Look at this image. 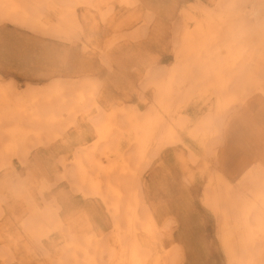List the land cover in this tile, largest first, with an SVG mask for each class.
Wrapping results in <instances>:
<instances>
[{
	"label": "rangeland",
	"instance_id": "rangeland-1",
	"mask_svg": "<svg viewBox=\"0 0 264 264\" xmlns=\"http://www.w3.org/2000/svg\"><path fill=\"white\" fill-rule=\"evenodd\" d=\"M127 1L53 0V5L65 13L75 8V16L68 15L69 21L61 31L56 26L31 28L0 13L1 90L19 106L30 104L33 95L43 98L56 87L64 92L50 102L45 99L31 105L29 111H21V117L12 111L10 117L1 120V140L7 136L4 126L17 121L41 134L29 133V153L13 157L14 167L0 174V264H75L80 258L79 264H87L85 251L81 257L73 256L75 250L79 251L71 249L74 243L88 248V254L96 260L89 264H131L127 252L122 254V263L114 249L120 248V243L121 248L126 247L132 238L143 239L139 253L142 264H234L221 244V217L206 203V189L211 202H217L215 207L220 205L222 210L232 204L236 211V205L247 195L264 194V35L254 41L241 38L242 33L232 36L238 32L233 28L239 19L260 21L264 0ZM26 2L41 5L40 11L53 23L57 19L44 5L45 0ZM207 27L211 34L200 37L204 33L197 30L205 32ZM187 30L194 35L193 44L205 42L202 53L187 52ZM224 46L231 52L238 50L229 53ZM208 52L214 53L210 54L213 57ZM206 55L220 67L225 65L220 77L215 73L204 76L206 72L200 67ZM232 58L238 62L233 63ZM221 79L227 82L221 85ZM79 92L85 93L82 103L78 101ZM230 94L236 97L229 102L231 107L215 112V104L228 101ZM17 97L22 99L14 101ZM34 110L44 118L55 113L57 120L52 124L35 121L30 114ZM108 120L111 127L104 140L100 135ZM147 120L158 122L153 136L138 133L139 124ZM140 138H145L144 143H138ZM107 149L113 151L112 156L105 155ZM116 160H124L132 173L123 177L101 173L102 196L79 180V162L110 165ZM250 171L258 180L247 177ZM217 173L232 181L228 198H215L212 188L207 187ZM114 177L116 182L119 178L129 182L127 196L137 201L139 219L133 233L131 211L125 203L119 211L110 212L106 206L119 199L106 189L107 181L116 183ZM104 195L106 198H102ZM228 199L234 203L228 204ZM255 212L250 214L247 226L254 231L260 218ZM233 213L236 216L239 210ZM150 214L155 223L152 230L142 225ZM35 221L43 226L41 242L30 236ZM118 225L121 239L115 229ZM242 228L245 232V226ZM263 239L236 245L245 263L254 260L253 264H264L260 256H264Z\"/></svg>",
	"mask_w": 264,
	"mask_h": 264
},
{
	"label": "bare ground",
	"instance_id": "bare-ground-1",
	"mask_svg": "<svg viewBox=\"0 0 264 264\" xmlns=\"http://www.w3.org/2000/svg\"><path fill=\"white\" fill-rule=\"evenodd\" d=\"M40 1V0H39ZM53 0H45V6H47L48 8H50L51 10H53L54 11V14H55V16H58L57 17V19L55 20V22L53 23V21H52V19L51 18H48V17H45V15L42 13V11H40V9H39V7L38 6H41V5H39L38 3H36L35 2V4H34V6H31L29 3H27L26 2V0L25 1H19V0H0V13H2V16H4V17H6V18H9V19H11L12 21H14V22H16V23H21V24H23V25H25V26H28V27H31V28H42V29H45V28H50V27H54V26H56L57 28V30H59V31H61L62 29H63V24L65 23V22H68L69 20H67V19H69L68 17V15L70 14L72 17L73 16H75V8H73V7H71L72 9L70 10V8H68L69 10H68V13H65V12H63V10L61 9H58L57 7H55L54 5H53V2H52ZM122 2H125V1H127V0H121ZM243 1H245V0H243ZM248 1V0H247ZM127 2H129V0L127 1ZM39 3H41V2H39ZM59 4H60V2H59ZM231 6H233L232 5V3H231ZM237 8V7H236ZM211 11V10H210ZM234 11H237V10H234ZM234 11H232V13L234 12ZM187 12V11H186ZM215 12H217V11H215ZM219 12V11H218ZM238 12V11H237ZM240 12V11H239ZM207 13V12H206ZM225 13V12H224ZM229 12H227L226 14H228ZM235 13V12H234ZM241 13V12H240ZM247 13V12H246ZM231 14V13H230ZM230 14H228V15H230ZM236 14V13H235ZM204 15H205V13H204ZM209 15V14H208ZM227 15V16H228ZM70 16V17H71ZM192 16V15H191ZM216 16V15H215ZM221 16H222V14H221ZM211 18V17H210ZM222 18H223V16H222ZM197 18H195V20H196ZM194 20V19H193ZM208 20V19H207ZM240 21H238V24H237V26L235 27V28H233V29H235L234 30V32L237 30L238 32H235V33H232L233 35L232 36H234V34H236V35H239V34H241V38H243V39H246L247 37L249 38V40L250 41H254V40H256L257 38H259V37H261V36H263L264 35V14L261 16V18L259 19L260 21H258V22H249L248 20H246V19H239ZM56 21H58V24L56 25L55 23H56ZM211 21V20H210ZM214 21V20H213ZM70 22H71V20H70ZM187 22H188V20H187ZM200 22V21H199ZM206 22V21H205ZM216 22H218V21H216ZM220 22V21H219ZM218 22V23H219ZM207 23H208V21H207ZM211 23V22H210ZM71 24H72V22H71ZM225 24V23H224ZM235 24V23H234ZM68 25H70V23H68ZM197 25V24H196ZM195 25V26H196ZM203 25H204V23H203ZM211 25V24H210ZM187 26V25H186ZM198 26V25H197ZM205 26V25H204ZM233 26V25H232ZM199 27V26H198ZM203 27V26H202ZM215 27V26H214ZM189 28H190V25H189ZM211 28V27H210ZM213 28V27H212ZM192 29V28H191ZM229 29V28H228ZM205 32H201V29L199 30H197V33H204V34H202V35H199L200 37L201 36H207V35H210L211 34V31L209 30V27H207L205 30H204ZM210 31V32H209ZM228 31V30H227ZM227 31H226V33H227ZM241 31H243V32H241ZM185 32H186V30H185ZM209 32V33H208ZM244 32H246V34L244 33ZM228 33H229V31H228ZM227 33V34H228ZM235 35V36H236ZM193 37H194V35L191 33V32H189L188 30H187V34H186V36H185V38H184V42H185V44H187L186 45V50H187V52H195L196 54H198V53H202L203 51L201 50V49H203L204 50V46H205V42L203 43V41L201 42V43H199V42H197L196 44H193L194 42H192V39H193ZM230 39L232 38V37H230V34H229V36H228ZM238 37V36H237ZM246 37V38H245ZM203 38V37H202ZM206 38V37H205ZM213 39H215V38H213ZM233 39V38H232ZM235 40L236 39H238V38H234ZM261 39V38H260ZM195 40V39H194ZM203 40V39H202ZM262 40H264L263 38H262ZM241 41H242V39H241ZM248 41V40H247ZM249 41V42H250ZM225 42V41H224ZM238 42H240V41H238ZM243 42H244V40H243ZM259 42V41H258ZM199 43V44H198ZM227 43V42H226ZM230 43H231V41H230ZM230 43H228V44H230ZM245 43V42H244ZM216 44H218V43H216ZM240 44V43H239ZM259 44V43H258ZM257 44V45H258ZM191 45V46H190ZM235 46V45H234ZM240 46H241V44H240ZM262 46V45H261ZM224 47H226V46H224ZM229 47H231V44L229 45ZM215 48V47H214ZM217 48V47H216ZM216 48L215 49H213V50H216ZM219 48V47H218ZM217 48V49H218ZM235 48V47H234ZM226 49L228 50V52L229 53H233V52H235V51H237L238 50V48H237V50H234L233 52H231L230 50V48H227L226 47ZM183 50V49H182ZM254 51V50H253ZM220 52V51H219ZM217 52H215V54H216ZM242 53V52H241ZM205 54V53H204ZM208 54H209V56L210 57H213V56H211L212 54L214 55V53H211V52H208ZM211 54V55H210ZM219 54V53H218ZM208 56V57H209ZM216 56H217V54H216ZM197 57V56H196ZM205 58V61H204V59H203V62L204 63H200L201 64V70H204V72H206V73H204L205 75L204 76H209V73H215V75H217L218 77H220V71H221V67H225V65H223V66H221L220 67V65L221 64H218V63H216L215 61H212V60H209V59H207L208 57H207V55L206 56H204ZM207 57V58H206ZM209 57V58H210ZM215 57V56H214ZM217 57H219V55L217 56ZM242 57V56H241ZM200 59V58H199ZM233 59V58H232ZM263 59V58H262ZM220 60V59H219ZM227 60V59H226ZM226 60H224L225 62H227ZM230 60V59H229ZM241 60H242V58H241ZM199 61V60H198ZM231 61V60H230ZM233 63L234 62H238V59H236V58H234L233 60ZM224 62V63H225ZM229 62V61H228ZM236 62V63H237ZM243 62V61H242ZM235 63V64H236ZM230 64H231V62H230ZM229 64V65H230ZM175 65V64H174ZM183 65V64H182ZM188 66V65H187ZM232 66V65H231ZM238 66V65H237ZM246 67V66H245ZM236 68V67H235ZM234 69V68H233ZM236 71V70H235ZM174 72V68H173V71H172V73ZM176 73V72H175ZM179 73V72H178ZM232 73V72H231ZM257 73V72H256ZM201 74V73H200ZM173 75V74H172ZM186 75V74H185ZM171 76V75H170ZM203 76V75H202ZM201 76V79L203 78ZM214 76V75H213ZM237 77H238V75H237ZM169 78V77H168ZM185 78V77H184ZM204 79V78H203ZM220 79V78H219ZM235 79V78H234ZM169 80V79H168ZM187 80V79H186ZM222 80V79H221ZM223 81V83H220V82H216L217 84H221V85H223L224 84V82H225V79H223L222 80ZM227 82V81H226ZM225 82V83H226ZM244 82V81H243ZM168 83V82H167ZM197 83V82H196ZM252 83H253V81H252ZM163 84H164V82H163ZM162 84V85H163ZM166 84V83H165ZM161 85V86H162ZM55 86V85H54ZM208 86V85H207ZM226 87L228 86V84L227 85H225ZM163 87V86H162ZM222 87V86H221ZM225 87V88H226ZM231 87V86H230ZM205 88V87H204ZM34 89V88H33ZM216 89H218V87H216ZM157 90V89H156ZM168 90H170L169 88H168ZM220 90V89H219ZM225 90V89H224ZM204 91V90H203ZM230 91V90H229ZM72 92V91H71ZM211 92V91H210ZM64 92L61 90V88H59V87H56V88H54L53 89V91L52 92H49V93H45L44 95H43V98L42 97H38V94H36V95H33L32 97H30V104H26L25 102H24V104H20V106H19V104H16L15 102H13V99L9 96V94L6 92V91H4L3 89L1 90V88H0V126H1V120L2 119H4L5 120V118L6 117H10L11 116V113H12V111H14V112H16L17 113V115L19 116V117H21V111H22V113L23 112H26V111H29L28 109H31L32 107H31V105H33V104H38L40 101H42V100H47V101H49L50 102V98H52L53 96H62V94H63ZM170 93V92H169ZM90 94V93H89ZM80 97H79V99H78V101L80 102V103H82L83 101H84V98H85V93L84 92H79V94H78ZM77 95V96H78ZM169 95V94H168ZM167 95V96H168ZM204 95V94H203ZM206 95V94H205ZM22 96V95H21ZM207 96V95H206ZM230 96H231V98H228V101H221L222 103H218V102H216V103H218V104H215L216 105V111L215 112H223L224 111V109L226 110V109H229V107H231L230 105H228L229 104V102H232L233 103V101H235V99H236V97L234 96V95H232V94H230ZM23 97V96H22ZM169 97V96H168ZM78 98V97H77ZM171 98V97H170ZM22 98H20V97H17V99L16 100H14V101H19V100H21ZM24 99V98H23ZM165 100V99H164ZM223 100H225V99H223ZM217 101V100H216ZM219 101V100H218ZM64 102V101H63ZM162 102V101H161ZM28 103V102H27ZM43 103V102H42ZM39 105V104H38ZM186 105H187V103H186ZM225 105V106H224ZM177 107V106H176ZM180 107V106H179ZM179 107H178V109H179ZM161 108H162V106H161ZM43 109V108H42ZM41 109V110H42ZM47 109H50V108H48L47 107ZM167 109H169V107L167 108ZM33 110V109H32ZM35 110H37L36 108H35ZM33 111L32 113L30 112V114H33L35 117H36V120L35 121H44L45 123H47V124H52V123H55V121L57 120L55 117V113H52V114H50V115H48L46 118H44L43 116L44 115H42V114H44V113H41V115L42 116H40V115H38L37 113H35L36 111ZM56 110V109H55ZM72 111V110H71ZM168 111V110H167ZM13 112V113H14ZM42 112H43V110H42ZM47 112H48V110H47ZM40 113V112H39ZM49 113V112H48ZM111 113V112H110ZM177 113V112H176ZM176 113H174V114H176ZM59 114V113H58ZM57 114V115H58ZM131 114V113H130ZM220 114V113H219ZM14 115V114H13ZM23 115V114H22ZM181 115V114H180ZM184 115V114H183ZM221 115V114H220ZM131 116H132V114H131ZM151 116V115H150ZM172 116V115H171ZM14 117H15V115H14ZM173 117V116H172ZM17 118V117H16ZM22 119V118H21ZM43 119V120H42ZM61 119V118H60ZM133 119V118H132ZM152 120V119H151ZM61 121V120H60ZM59 122V121H58ZM57 122V123H58ZM106 123V122H105ZM204 124V123H203ZM205 124H207V123H205ZM213 124H215V123H213ZM32 125V124H31ZM171 126V125H170ZM47 127H49V126H47ZM47 127L45 128V130L47 129ZM110 127H111V123H110V120H108V123H106L105 125H104V127H103V130L101 131V135H100V138L101 139H106V136L108 135V133H109V131H110ZM156 127H158V122H157V120L156 121H153V122H151V121H143V122H141L140 124H139V126L137 127L138 128V133L139 134H147V136H153L154 135V133L155 132H153V131H155L156 130ZM203 127V126H202ZM201 127V128H202ZM205 127V126H204ZM168 130H169V128H167ZM4 131H5V134L7 135L6 136V139L4 138V140H1L0 139V174H2L3 172H7L8 170H10V169H12L13 167H14V163H13V161H12V158L13 157H18L19 156V154H22V155H24V156H26L28 153H29V151H28V147H29V144L27 143V137H28V135H30L29 133H31V132H34L35 134H37V135H40L41 134V131L39 130V131H36L37 129H31L30 127L28 128V127H24V124L22 123V121H17V123H15V124H13V125H6V126H4V129H3ZM53 131V130H52ZM197 131V130H196ZM201 131V130H200ZM215 131V130H214ZM135 132V131H134ZM171 132V131H170ZM173 132V131H172ZM195 132V131H194ZM43 133V132H42ZM56 133V132H55ZM189 133H191L190 131H189ZM200 133V132H199ZM45 134V133H44ZM131 134V133H130ZM167 134H168V132L166 133V136H167ZM192 134V133H191ZM169 135V134H168ZM171 135V134H170ZM190 135V134H189ZM208 135V134H207ZM32 136V135H31ZM30 136V137H31ZM131 136V135H130ZM33 137V136H32ZM41 137V136H40ZM58 137V136H57ZM125 137H126V135H125ZM125 137H123V139H125ZM134 137V136H133ZM198 138H199V136H197ZM202 137H204V135L202 136ZM34 138V137H33ZM35 138H37V137H35ZM130 138V137H129ZM194 138V137H193ZM121 139H122V137H121ZM169 139V138H168ZM197 139V138H196ZM207 139V138H206ZM53 140V139H52ZM120 140V139H119ZM144 140H145V138H140L139 139V144H140V142H142V143H144ZM149 140V139H148ZM148 140H146V142L148 141ZM151 140V139H150ZM171 140V139H170ZM201 140H202V138H201ZM123 142V141H122ZM202 142V141H201ZM28 145H27V144ZM30 143V142H29ZM150 143V142H149ZM203 143H206V142H203ZM26 145H27V147H26ZM123 145H125V144H123ZM143 145V144H142ZM141 145V146H142ZM201 145H202V143H201ZM204 145V144H203ZM206 146V145H205ZM21 147V148H20ZM123 147H125V146H123ZM30 148V147H29ZM118 148V147H117ZM117 150V149H116ZM146 151V150H145ZM88 152V151H87ZM112 153H113V151L110 149V150H108L107 149V151H105V155L106 154H108V155H111L112 156ZM194 153V152H193ZM142 154V153H141ZM140 156V155H139ZM93 157V156H92ZM18 159V158H17ZM90 159V158H89ZM93 161H94V157H93ZM95 161H96V159H95ZM129 163V162H128ZM23 164H24V162H23ZM76 164V163H75ZM79 164V166L78 165H76V166H78L79 168H78V170H77V173H78V175H79V180H81V183L84 185V184H86V185H89L91 188H93L94 189V191L95 192H97L98 194H100V196H102V181H101V173H109L110 175L112 174V173H114L115 174V176H116V174H117V176L118 177H120V176H122L123 177V175L124 174H129V173H132L131 172V170H132V167L131 166H129L126 162H124V160H116V163H113V164H110V165H105L103 162H98L97 161V163H94L93 164V162H90V165H84V164H82L81 162H79L78 163ZM20 166H22V165H20ZM90 169H92V170H96L94 173H92L91 171H90ZM249 170H251V169H249ZM14 171V170H13ZM103 171V172H102ZM262 171V170H261ZM98 172V173H97ZM253 173V174H252ZM256 173V172H255ZM108 174V175H109ZM4 175V174H3ZM109 175V176H110ZM258 175V174H257ZM255 175H254V171L252 172V171H250V172H248V174H247V177L248 178H250V179H253V180H258V179H255V177H254ZM263 178V177H262ZM113 180H115V177L113 178ZM34 181H35V179H34ZM114 182H116V180L114 181ZM232 182V181H231ZM230 181H228V180H226L225 179V176L223 175V174H220V173H217L216 175H214L212 178H210L209 179V182H208V184H207V187H211L212 188V190L211 191H213V193H214V195H215V198H216V196H217V198L220 200L221 199V197L223 198H225V196H226V198H228V195H227V192L228 191H233V190H231L232 189V183H231ZM250 182H252V180H250ZM257 183H259L258 181H256ZM128 181H126V179L125 178H122V179H120L119 178V180L116 182V183H113V182H111V181H107V193H109L110 195H112V196H117V197H119V199H117L115 202H113V203H107V205L106 206H108L107 208H108V210L110 211V212H112L113 210L114 211H119V209H120V207H121V205H122V203H125V206H126V208L129 210V211H131V213H130V230L132 231V233L134 232V231H137V228L135 227V224L138 222V213H137V210L135 209L136 207H137V205L138 204H136L137 203V201L133 198H128V197H130L129 195L127 196V194H129V192H130V186L128 185ZM20 184V183H19ZM116 184H118V185H116ZM261 184V183H260ZM44 186V185H43ZM42 186V187H43ZM122 186V188H125V190H123V189H121L120 187ZM233 186H234V184H233ZM253 186V185H252ZM260 186V185H259ZM19 187V186H18ZM41 187V186H40ZM256 185H255V188H254V190H256ZM24 187H23V184H22V189H23ZM44 188V187H43ZM252 188V189H253ZM260 188V187H259ZM90 189V188H89ZM17 190V189H16ZM42 191V190H41ZM79 191H81V189L79 190ZM126 193H125V192ZM82 192H83V190H82ZM93 192V191H92ZM21 193V192H20ZM88 193V192H87ZM206 193H207V195H206V203L207 204H209V206L210 205H212V206H214V211H216L217 212V214H218V216H219V218L221 217V223H220V229H221V244H222V246H223V249L225 250V253H226V255H228V258L230 259V261L232 262V263H234V264H253L252 262L254 261V260H252V261H249L248 263H245L244 261L245 260H243V254L242 255H239L238 253H237V250H236V245L238 244V243H242V242H249L250 244H253L255 241H258L259 239H263V237H264V216L263 215H260V214H262L263 212H262V210L264 211V194H263V192L262 191H260V192H258V193H251V195H247L248 196V198H246V199H244L240 204H238V205H236V211L238 212V210H239V213H238V215H236L235 216V209H233V208H235V206L233 207L232 206V204L231 203H234V202H232V201H230V200H232V199H228V204H231V207H233V208H229V207H224V205H225V203H224V205H223V207H224V209L222 210V209H220V205H219V207L217 208V207H215V205H217V202H211V200H210V196H211V194H210V192H209V189L207 188L206 189ZM222 193H224V194H222ZM82 194V193H81ZM93 194V193H92ZM136 194V193H135ZM246 194H247V192H246ZM130 195H131V193H130ZM213 195V194H212ZM231 195H233V192L231 193ZM244 195V194H243ZM31 196V195H30ZM30 196H29V198H30ZM93 196H95V195H93ZM120 196H123V197H121L120 198ZM127 197V199H126V201L127 202H123V201H120L121 199L123 200L124 199V197ZM235 196V195H234ZM106 198V196L104 195L102 198ZM230 197V196H229ZM239 197V196H238ZM33 198V197H32ZM138 198V197H137ZM212 198H213V196H212ZM230 198H232V196L230 197ZM129 199V200H128ZM240 199V198H239ZM25 200V199H24ZM23 200V201H24ZM131 200H135L134 202H135V204L134 205H130V202H131ZM225 200H227V199H225ZM224 200V201H225ZM235 199H233V201H234ZM30 201V200H29ZM139 201V200H138ZM223 201V202H224ZM31 202V201H30ZM37 202V201H36ZM219 202L220 201H218V204H219ZM139 203V202H138ZM227 203V202H226ZM31 204V203H30ZM131 204H133V203H131ZM263 205V206H262ZM40 206V205H39ZM229 206V205H228ZM263 208H262V207ZM132 207V208H131ZM134 207V208H133ZM45 208V207H44ZM26 209H28V207L26 208ZM33 209V208H32ZM49 210V209H48ZM26 211V210H25ZM33 212H35V213H37V212H39L38 211V209H33L32 210ZM42 211V210H41ZM253 211V212H252ZM255 211H257V213H258V216L260 217L259 219L258 218H256V219H258L256 222H257V224H256V227L255 228H257L256 229V231H254V230H252L250 227H247L248 225H250L249 224V222H248V220L250 221V219L249 218H251L250 217V214L251 213H254ZM258 211H260V213L258 212ZM234 212V213H233ZM32 213V212H31ZM116 213V212H115ZM232 213L234 214V216L232 215ZM56 214V213H55ZM117 214V213H116ZM34 214H32V216H33ZM42 215V214H41ZM254 216L256 215L257 216V214H256V212H255V214H253ZM149 216V215H148ZM150 216H151V214H150ZM252 216V215H251ZM30 217H31V215H30ZM42 218V217H41ZM45 218V217H44ZM60 218V217H59ZM255 218V217H254ZM16 219V218H15ZM24 219V218H23ZM22 219V220H23ZM47 221V220H46ZM58 221H59V219H58ZM153 221V217L151 216L150 218H148L147 220H146V222H144V223H142V225L143 224H145V226H144V228L146 227V229L148 228V230H152V228L155 226L154 224L155 223H153L152 222ZM36 222V221H35ZM21 223H23V222H21ZM34 223V222H33ZM33 223H31V224H33ZM27 224V223H26ZM51 224H52V222H51ZM29 225V224H28ZM54 225V224H53ZM64 225V224H63ZM26 226V225H25ZM243 226H245V232H243ZM31 227V226H30ZM41 227H43L42 226V223H41V221H37L35 224H34V226H33V228L32 229H30L29 230V232H30V236L31 237H34V238H37V240L39 241V242H41V240H43V234L44 233H42V231L40 230V228ZM59 227V226H58ZM48 229H49V227H47ZM60 228V227H59ZM27 229V228H26ZM58 229V228H57ZM80 229V228H79ZM86 229V228H85ZM88 229H90V228H88ZM116 230H117V234L119 235V233H120V228H119V225L115 228ZM154 229V228H153ZM52 230H54V229H52ZM60 232L62 231V229L61 230H59ZM75 231V230H74ZM83 231V230H82ZM28 232V233H29ZM64 232V231H63ZM86 232V231H85ZM148 232V231H147ZM146 232V233H147ZM75 233V232H74ZM79 233H81V232H79ZM66 234V233H65ZM64 235V234H63ZM73 235V234H72ZM117 235V236H118ZM65 236V235H64ZM63 236V237H64ZM79 236V235H78ZM88 236V235H87ZM90 236V235H89ZM92 236V235H91ZM90 236V238L92 239L93 237H91ZM117 236H115L116 238H117ZM120 236V238L119 239H121V235H119ZM67 237V236H66ZM65 237V238H66ZM140 237V236H139ZM53 238V237H52ZM48 239V238H47ZM119 239H117V240H119ZM49 240V239H48ZM68 240H69V237H68ZM143 239H139V238H135V239H131V241L130 242H127V246L125 247V246H123V248H121V243L119 244V246H120V248H116V249H114L116 252H115V254L117 255V260H118V258H120L119 260H121L120 262H122L123 260V258H121V257H123V256H125L126 255V253L125 252H127L128 254V256H129V259H130V261H131V264H142V259H141V255L139 254L140 253V248L141 247H143V241H142ZM264 240V239H263ZM28 241H30V239L28 240ZM87 241V240H86ZM120 241V240H119ZM32 242L33 241H31V244H32ZM90 242V241H89ZM88 242V243H89ZM56 243V242H55ZM86 244V243H85ZM29 245V244H28ZM35 246H36V244H34ZM73 245V244H72ZM252 246V245H251ZM31 247H32V245H31ZM41 247V246H40ZM51 247V246H50ZM29 248V247H28ZM27 248V249H28ZM44 248V247H43ZM58 248V247H57ZM264 248V247H263ZM38 249V248H37ZM70 249V248H69ZM71 249H78L79 251H81V252H79V251H77V250H75L76 251V253L77 252H79L80 253V255L77 253H75V254H73V256L75 255V258L77 257V255H78V257L80 256L81 257V253H82V251H83V253H84V251H85V256H86V258L84 259V261L87 263V264H89V263H95V261L96 260H94V258L91 256V255H89L88 254V248L85 246V247H82V246H80L79 244H77V243H74V245L73 246H71ZM70 249V250H71ZM6 250V249H5ZM42 250V249H41ZM50 250V249H49ZM57 250V249H56ZM62 250V249H61ZM60 251V250H59ZM113 251V250H112ZM263 251V250H262ZM29 252V251H28ZM39 252V251H38ZM13 253V252H12ZM35 253V252H34ZM54 253V252H53ZM1 254H3V252L1 253ZM36 254V253H35ZM43 254H45V253H43ZM51 254V253H50ZM63 254V253H62ZM112 254V253H111ZM122 254H123V256H122ZM13 255V254H12ZM26 255V254H25ZM40 256V255H39ZM44 256V255H43ZM84 256V255H83ZM252 255H250V257H251ZM261 257H264L263 255H260ZM37 257V256H36ZM56 257V256H55ZM65 257V256H64ZM1 258H2V255H1ZM22 258V257H21ZM20 258V259H21ZM33 258V257H32ZM35 258V257H34ZM47 258H48V256H47ZM53 258V257H52ZM17 259V258H16ZM29 259H30V257H29ZM29 259H28V263H30L29 262ZM115 259V260H116ZM254 259V258H253ZM23 260V259H22ZM49 260H50V258H49ZM81 258L80 259H78V261H75V264H79L81 261ZM251 260V259H250ZM32 261V260H31ZM48 261V260H47ZM128 261V260H127ZM19 262H21V260L19 261ZM19 262H17V263H19ZM256 262V261H255ZM11 263V262H10ZM37 263V262H36ZM43 263V262H42ZM50 263V262H49ZM123 263V262H122ZM1 264H2V261H1ZM39 264H40V262H39ZM106 264H108V263H106ZM116 264V263H115ZM126 264H127V262H126ZM257 264V263H256ZM260 264V263H259Z\"/></svg>",
	"mask_w": 264,
	"mask_h": 264
}]
</instances>
